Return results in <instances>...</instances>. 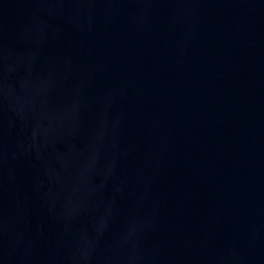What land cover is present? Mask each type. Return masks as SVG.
<instances>
[{
    "label": "water",
    "instance_id": "obj_1",
    "mask_svg": "<svg viewBox=\"0 0 264 264\" xmlns=\"http://www.w3.org/2000/svg\"><path fill=\"white\" fill-rule=\"evenodd\" d=\"M0 264H264V0H0Z\"/></svg>",
    "mask_w": 264,
    "mask_h": 264
}]
</instances>
